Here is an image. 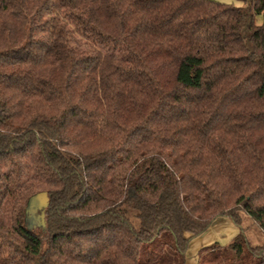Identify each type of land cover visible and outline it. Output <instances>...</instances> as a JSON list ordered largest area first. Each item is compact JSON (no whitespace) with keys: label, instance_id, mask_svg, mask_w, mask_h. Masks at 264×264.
Returning <instances> with one entry per match:
<instances>
[{"label":"trees","instance_id":"trees-1","mask_svg":"<svg viewBox=\"0 0 264 264\" xmlns=\"http://www.w3.org/2000/svg\"><path fill=\"white\" fill-rule=\"evenodd\" d=\"M240 1L0 0V264H186L219 217L240 233L198 264H264V0Z\"/></svg>","mask_w":264,"mask_h":264},{"label":"rangeland","instance_id":"rangeland-1","mask_svg":"<svg viewBox=\"0 0 264 264\" xmlns=\"http://www.w3.org/2000/svg\"><path fill=\"white\" fill-rule=\"evenodd\" d=\"M226 4H233L241 6L240 0H217ZM257 23L262 24V16H257ZM244 226H250L252 223L251 218L243 214ZM240 233V229L228 217H219L213 224L202 234L190 240L186 250V264H198V257L203 249L212 246L225 247L229 245L232 240ZM251 242L253 244H262L264 236L257 226H251L247 231Z\"/></svg>","mask_w":264,"mask_h":264},{"label":"water","instance_id":"water-1","mask_svg":"<svg viewBox=\"0 0 264 264\" xmlns=\"http://www.w3.org/2000/svg\"><path fill=\"white\" fill-rule=\"evenodd\" d=\"M48 200V197L45 196V195H41V204H40V207H39V210L42 212L43 214V209L45 207V202ZM35 209V207H34ZM44 224V223H43Z\"/></svg>","mask_w":264,"mask_h":264}]
</instances>
